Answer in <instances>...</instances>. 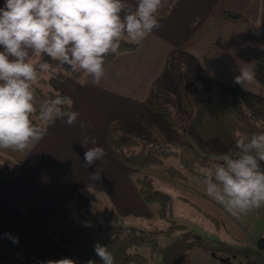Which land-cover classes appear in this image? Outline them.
<instances>
[{
    "label": "crops",
    "instance_id": "crops-1",
    "mask_svg": "<svg viewBox=\"0 0 264 264\" xmlns=\"http://www.w3.org/2000/svg\"><path fill=\"white\" fill-rule=\"evenodd\" d=\"M4 3L0 0V7ZM226 11L243 18L228 19ZM159 21L160 27L134 51L105 64L106 74L98 85L86 75L79 80L51 79L54 88L73 100L72 110L80 116L74 126L59 119L46 125V136L31 152L0 159L19 165L14 177H0V264H46L63 258L88 264L75 260L47 233L50 216L77 191L84 193L90 187V200L101 196L105 210L111 204V210L121 215L146 207L135 171L118 160L105 132L115 120L122 125L139 124L154 84L159 81L167 87L172 58L201 67L197 86L210 80L215 92L219 91L217 83H222L264 99V0H175ZM241 70L255 72L246 89L235 83ZM81 122L88 127L82 129ZM85 137L89 138L86 147L98 145L106 152L103 162L88 168L83 162ZM95 171L98 180L90 178ZM17 238L18 243L14 242Z\"/></svg>",
    "mask_w": 264,
    "mask_h": 264
},
{
    "label": "clouds",
    "instance_id": "clouds-1",
    "mask_svg": "<svg viewBox=\"0 0 264 264\" xmlns=\"http://www.w3.org/2000/svg\"><path fill=\"white\" fill-rule=\"evenodd\" d=\"M163 7L164 0H5L0 7V149L28 153L39 144L47 128L34 122V114L48 126L58 119L76 124L80 113L72 110L69 96L39 100L35 94L39 77L53 70L49 60L67 66L77 80L83 73L98 85L106 74V58L117 53L121 37L140 44L160 27ZM254 77V71L241 70L235 83L246 89ZM80 127L88 125L81 122ZM235 136L234 150L224 154L203 181L206 194L239 218L264 207V132ZM88 140L82 143L85 147ZM86 149V168L103 162L102 147ZM99 177L95 171L90 178ZM94 251L102 264H116L108 246L97 242ZM46 264L76 261L63 258Z\"/></svg>",
    "mask_w": 264,
    "mask_h": 264
},
{
    "label": "trees",
    "instance_id": "trees-1",
    "mask_svg": "<svg viewBox=\"0 0 264 264\" xmlns=\"http://www.w3.org/2000/svg\"><path fill=\"white\" fill-rule=\"evenodd\" d=\"M174 1L164 0V7L159 17L169 13ZM225 16L231 20L243 18L241 14L232 11H226ZM137 47L138 44L122 36L117 53L109 55L105 64L114 61L119 54L134 51ZM40 59L41 57H39V61ZM49 63L53 65V70L50 73L55 79L74 78V74L67 66L61 67L57 62L51 60H49ZM200 71V66L192 68V65L187 66L177 58H172L169 61L168 74L172 75L177 82L179 102H168L167 100L172 98V93L161 82H156L145 112L138 119L139 124L146 131L144 136L126 132L119 120H115L107 126L105 132L107 142L119 161L140 172L139 170L164 164L165 158L177 156L181 168L169 166L166 167L165 172L169 177L178 179H187L188 174L203 179L204 174L211 171L217 162H222L200 154L191 143L181 136L167 139L160 127L151 119V114L157 112L168 121L174 134L180 133L186 125L196 127L203 123L212 106L215 87L210 80H205L194 93L188 91V82L196 79ZM44 74L39 77L34 85V88L43 99L54 98L57 94L66 95L56 88L55 90L45 91L41 87L47 83ZM83 75L81 73L79 78ZM262 82L264 83V79H262ZM217 85L221 92V103L226 111L245 130L252 133L264 132V99L241 89L234 91L222 83H217ZM238 95L242 96L248 104L243 105ZM33 120L43 127L38 115L34 114ZM236 133L244 134L233 127L224 138L227 152L230 149L234 150ZM18 171L19 165L0 161V177L11 178ZM135 180L142 199L147 204H157L159 217L169 222L166 229L145 231L135 226L116 224L112 221L111 210H106L103 221H100L93 212L90 198L83 192L77 191L70 202L61 203L50 216L47 222L48 235L59 246L67 249L75 260L82 263L95 260L96 264H102L94 251V245L97 242L109 247L115 257L116 264H158L157 259L159 256H161L159 264H187L186 247L190 245L211 246H209L208 241L200 240L186 226L178 224L172 218L171 196L157 189L150 175L137 174ZM70 203L75 205V216L72 215L73 211L69 207ZM213 219L218 222L216 217H213ZM160 236L165 238V243H161ZM223 246H226V244H223ZM144 248L149 251V255H145L140 251ZM242 249L244 248L239 250ZM236 252L247 258L244 264H260V254L264 256L261 251L260 254L247 251Z\"/></svg>",
    "mask_w": 264,
    "mask_h": 264
},
{
    "label": "rangeland",
    "instance_id": "rangeland-1",
    "mask_svg": "<svg viewBox=\"0 0 264 264\" xmlns=\"http://www.w3.org/2000/svg\"><path fill=\"white\" fill-rule=\"evenodd\" d=\"M123 37L128 39L126 36ZM34 59L37 62L39 61V57L34 56ZM44 76L47 78V83L41 87L45 91L49 89L55 90L51 83V79L54 78L52 74L48 72ZM196 79L188 82L187 88L190 93H194L199 88L197 86L199 81ZM165 81L167 89L172 93L171 100L167 101L179 102V88L176 80L172 75H168ZM35 94L39 100H43L36 89ZM238 98L243 105L248 104L242 96L238 95ZM151 115V119L160 127L167 139L181 136L191 143L200 154L207 155L216 161H222L223 155L227 153L224 138L231 128L236 127L240 132L248 136L252 134L249 130H245L223 107L220 91L214 92L212 106L204 122L196 127L186 125L178 134L172 132L168 121L163 116L157 112H153ZM40 122L46 127L42 121ZM123 127L126 132L137 136H144L146 133L144 128L136 123L128 125L124 123ZM16 153L18 152L0 149V159H13L14 156L7 158V155ZM169 166L181 168L179 158L171 156L165 158L162 165L139 170L140 172L134 171L136 175H150L154 180L155 187L171 196L172 218L178 224L186 226L200 240L208 241L209 246L211 245L210 247L204 245H190L186 247L187 264H244L247 261L245 256L237 252L231 253L221 247L223 244H226L236 250L240 248L258 249L264 240V207L252 210L246 215H241L239 218L234 217L222 205L215 202L206 194L203 179L193 174H188L187 179L171 178L165 172L166 167ZM91 190L90 187L85 191L83 189L88 197L92 196ZM104 201L105 199L101 196L91 197L93 212L100 221H103L106 210L112 209V205L109 204V208L105 210ZM69 205L73 211L72 215L75 216V205L72 203ZM140 210L139 213L131 212L123 215L111 210L112 221L125 226H135L145 231L153 229L164 230L169 226L167 220L159 217L157 204H146V207L144 209L140 208ZM213 217H216L218 222ZM159 240L161 243H165L164 237L160 236ZM140 251L145 255H149V251L146 248L140 249ZM261 252L264 253V251ZM157 260L159 264L161 256Z\"/></svg>",
    "mask_w": 264,
    "mask_h": 264
},
{
    "label": "water",
    "instance_id": "water-1",
    "mask_svg": "<svg viewBox=\"0 0 264 264\" xmlns=\"http://www.w3.org/2000/svg\"><path fill=\"white\" fill-rule=\"evenodd\" d=\"M238 251H247V252H254V253L260 254L259 253L260 251H264V240L261 242L259 250L244 248V249L238 250ZM260 256H261V263L260 264H264V256L262 254H260Z\"/></svg>",
    "mask_w": 264,
    "mask_h": 264
},
{
    "label": "flooded vegetation",
    "instance_id": "flooded-vegetation-1",
    "mask_svg": "<svg viewBox=\"0 0 264 264\" xmlns=\"http://www.w3.org/2000/svg\"><path fill=\"white\" fill-rule=\"evenodd\" d=\"M260 246V245H259ZM222 249H226L227 251H229V252H231V253H236V251H238V249L236 250V249H234V248H232V247H230L229 245H226V246H223V247H221ZM253 249H255V248H253ZM258 249H259V247H258ZM258 249H256V250H258Z\"/></svg>",
    "mask_w": 264,
    "mask_h": 264
}]
</instances>
